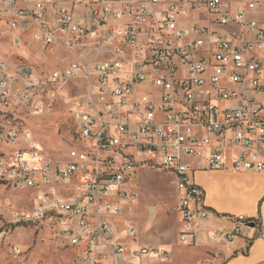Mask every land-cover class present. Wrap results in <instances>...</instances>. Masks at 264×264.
<instances>
[{
	"label": "built area",
	"instance_id": "built-area-1",
	"mask_svg": "<svg viewBox=\"0 0 264 264\" xmlns=\"http://www.w3.org/2000/svg\"><path fill=\"white\" fill-rule=\"evenodd\" d=\"M259 11L261 0L236 9L225 0H0V21L11 30L35 27L44 51L75 54L65 69L40 77L26 64L10 71L0 58V183L35 192L33 209L17 212L14 221L39 230L50 225L65 243L83 246L86 262L137 264L151 252L128 254L112 219L138 199L131 179L146 166L173 176L180 240L195 244L210 210L193 173L264 172V18L248 17ZM234 23L246 28L238 41L214 28ZM103 45L117 57L80 56L83 48ZM78 78L87 90L70 110L72 147L67 159L55 158L20 119L54 111ZM22 137L25 145L6 148ZM233 220L213 238L234 241L249 224L264 235L261 222ZM124 233L134 237L135 227ZM12 250L21 253L18 245ZM153 253L159 260L171 255Z\"/></svg>",
	"mask_w": 264,
	"mask_h": 264
},
{
	"label": "crops",
	"instance_id": "crops-1",
	"mask_svg": "<svg viewBox=\"0 0 264 264\" xmlns=\"http://www.w3.org/2000/svg\"><path fill=\"white\" fill-rule=\"evenodd\" d=\"M251 1L253 0L249 2ZM241 5L239 4L238 7ZM262 5L264 6V0H261V10H264ZM74 10L78 19L85 20V12L81 7H76ZM248 17L249 19L262 20L264 18V12H251ZM214 28L234 41H238L243 35V31H246V28L236 23L224 27L216 25ZM35 31V27L25 33L13 31L9 29L4 21H0V58L9 64L10 71H13L12 69L16 65H28L22 60L19 62L12 60L10 55V49L12 48L11 41L9 40L10 37L13 35L14 43H17V46H19L22 44V36L27 33H33L34 35ZM97 48L99 49L83 48L80 56L88 61L117 57L109 46L103 45ZM91 50L93 52H90ZM49 54L51 55L53 70H63L75 59L74 53L63 50L61 47H57L55 53ZM30 67L33 68V66ZM38 73L34 70V77L44 76L43 73ZM71 84L74 85L72 89H70ZM86 90L85 80L83 78L75 79L66 88L70 98L66 101L59 102L63 110L58 111L57 108L56 111L43 112L27 118V129L39 141L45 154L59 159L68 158L67 151L72 147L73 141L67 130L68 127H64L62 133L59 130L63 127L62 116L64 113L66 115L70 113L73 106L72 100L83 97L86 94ZM67 120L63 122L66 123ZM58 121L60 122L58 123ZM45 126L48 127V132L45 131ZM20 140V142L11 144L10 146L16 148L17 146L26 144L23 141V137ZM141 168L152 169L146 166L140 167L131 179V189L135 184H139L138 176ZM152 170L160 172L161 177L164 175L171 176L173 183V176L171 174L158 169ZM192 176L193 180L205 190V204L210 210V218L199 224L196 243L190 247L185 246L188 248L186 252L189 254L191 252L196 257L197 264H264V235L258 236L259 226L255 227L252 224L243 225L242 234L231 242L216 240L212 236L214 230L232 228L234 226L233 219L240 215L261 222L264 226V172L211 169L196 170ZM2 192L6 194V192ZM20 193L24 201H29L34 205L35 192L33 190L20 191ZM9 194L11 195V193ZM25 195H28V197L25 198ZM8 197H0V200L3 201L2 205L5 213L9 214H6L7 217L5 218L11 217L12 211L15 208V205L11 208L13 200ZM174 197L177 201V190L174 191ZM24 209L28 208L19 209L17 212ZM129 209L130 211L124 215L117 217V219H112L116 237L126 246L128 254L132 250L143 248L142 245L145 242L141 239V236L142 232L146 231V223L142 219L143 212L145 211L143 204L138 202L137 199L130 205ZM176 212L177 219H166V222L161 223V225L156 227V230H152L154 232L164 233L168 237L172 236L173 239L177 236L179 239L182 213L178 208ZM135 213L141 219H134ZM170 221L171 223L168 224ZM129 225L135 227L136 233L134 237H128L124 233L125 228ZM248 241H250V246L248 249H245V244ZM151 242L157 244L154 238ZM13 245H18L21 251L20 254L17 255L13 252ZM57 245L74 249V264H93L84 261L87 254L83 252V246H73L65 243L61 238L57 237L55 229L50 225H46L43 229L39 230L34 225L16 223L14 219H0V264H21L20 261L24 262L26 258L28 259V264H54L52 263V259L46 258V255ZM180 246L182 245L166 242L162 247L171 253L169 259L159 260L155 253H150L143 257L141 262L138 261L137 264H158L166 261L169 264H176L181 254V251L178 253V247ZM174 254L175 256L173 257ZM67 259H70L68 254Z\"/></svg>",
	"mask_w": 264,
	"mask_h": 264
},
{
	"label": "rangeland",
	"instance_id": "rangeland-1",
	"mask_svg": "<svg viewBox=\"0 0 264 264\" xmlns=\"http://www.w3.org/2000/svg\"><path fill=\"white\" fill-rule=\"evenodd\" d=\"M228 4L232 7V9H236L239 4H242L243 7H248L250 0H226ZM264 6L262 5V8ZM10 29V28H9ZM11 30V29H10ZM11 41L12 48L10 49V55L12 57V60L15 62L24 61L30 66H33V69L37 71L38 74H44L49 75L53 69H52V60L51 55L48 53V51H44L41 44L35 40L33 33H27L26 35L22 36V44L17 46V43H14L13 35L9 39ZM19 42V41H18ZM101 48V47H100ZM91 49H99L97 47H92ZM90 52H93L91 50ZM55 59V58H54ZM52 69V70H51ZM74 85L71 84L70 89L73 88ZM68 88V86H66ZM73 101V100H72ZM58 108V111L61 110L63 107L60 106V103H58L54 107V111H56ZM23 109H20L22 111ZM63 110V109H62ZM30 116L23 115L22 120L20 119V124L23 129H27L26 121L27 118ZM63 121V127H59L60 132L62 133L64 127H70L72 124V115L71 113H68L66 115L62 116ZM61 119V120H62ZM60 121H58L59 123ZM57 123V124H58ZM61 125V124H60ZM45 131L48 132L49 129L47 126H45ZM88 143H92V140H88ZM83 146L86 145V143L82 142ZM7 149H14V147L8 145L6 146ZM70 149H68L69 151ZM67 151V152H68ZM160 172L152 170V169H144L141 168L139 171L138 181L139 184H135L132 186V190L139 192L138 202L143 204V207L145 211L143 212L142 219L145 220V226L146 231L142 232V240L145 242L144 245H142L143 248H148L151 253L156 251L164 250L163 244L166 242H173L178 245H182L178 247V253H180V258L176 261V264H197L195 260V256L190 252H186L188 248L191 245H187L183 243L180 238L176 236L175 239L173 237H168L164 233H158L157 231H153L152 229L156 230V227L161 225V223L166 222V219H177L176 211H177V201L174 197V191L176 190L175 186L172 183V178L169 175L160 176ZM75 182V181H74ZM137 182V181H136ZM138 183V182H137ZM9 188L7 185L0 183V197L4 198V196H9L8 198H12V207H15L12 211L11 217H7L4 211V207L2 205V202L0 200V219H14L15 212H17L19 209L28 208L29 210L33 209V205L29 201H24V198L22 197V194L20 191L12 190L9 192ZM6 192L3 194V192ZM11 193V195L9 194ZM19 194V195H18ZM28 197V195H25V198ZM19 198V199H18ZM18 200V201H17ZM17 201V202H15ZM130 211V209H129ZM9 215V214H7ZM134 219H141L137 213L134 215ZM171 221L168 223L170 224ZM149 229V231H148ZM152 230V231H151ZM156 243L151 242L153 238ZM186 246V247H185ZM67 254L70 256V259H67ZM175 254L173 255V257ZM74 249L71 247H63L61 245L55 246L51 251L46 255V258L52 259L54 264H74ZM171 257V255H170ZM21 264H28V259L20 261ZM158 264H169V262H162ZM175 264V263H174Z\"/></svg>",
	"mask_w": 264,
	"mask_h": 264
},
{
	"label": "water",
	"instance_id": "water-1",
	"mask_svg": "<svg viewBox=\"0 0 264 264\" xmlns=\"http://www.w3.org/2000/svg\"><path fill=\"white\" fill-rule=\"evenodd\" d=\"M252 225H254V224H252Z\"/></svg>",
	"mask_w": 264,
	"mask_h": 264
}]
</instances>
